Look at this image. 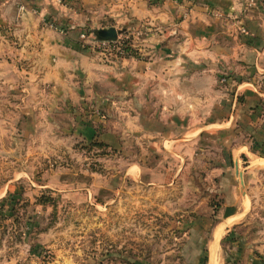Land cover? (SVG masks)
Listing matches in <instances>:
<instances>
[{
	"label": "crops",
	"instance_id": "crops-1",
	"mask_svg": "<svg viewBox=\"0 0 264 264\" xmlns=\"http://www.w3.org/2000/svg\"><path fill=\"white\" fill-rule=\"evenodd\" d=\"M77 7L94 24L146 25L142 57L103 58L78 48L71 32L43 27L75 23ZM17 56L48 88L53 125L118 152L123 177H140L158 151L182 160L212 134L228 190L208 264H264V222L250 224L264 169V0H0V87H13L6 72ZM225 235L230 257L218 263L216 237ZM28 255L24 241L0 244V264H45Z\"/></svg>",
	"mask_w": 264,
	"mask_h": 264
},
{
	"label": "rangeland",
	"instance_id": "rangeland-1",
	"mask_svg": "<svg viewBox=\"0 0 264 264\" xmlns=\"http://www.w3.org/2000/svg\"><path fill=\"white\" fill-rule=\"evenodd\" d=\"M18 7L16 18L26 9ZM86 12L77 7L75 23L45 21L43 27L71 32L78 48L103 58L142 57L137 41L148 33L146 25L94 24ZM96 26L114 27L116 39H98ZM117 47L130 53L119 56ZM13 64L6 72L13 87H0V244L24 241L28 258L45 264H208L228 190L219 182L228 168L217 167L223 154L213 135L190 143L182 160L158 151L140 177H123L118 152L53 125L49 97L42 95L48 88L18 56ZM258 175L263 182L252 190L254 227L264 222V169ZM231 239L216 238L218 263L229 260Z\"/></svg>",
	"mask_w": 264,
	"mask_h": 264
},
{
	"label": "water",
	"instance_id": "water-1",
	"mask_svg": "<svg viewBox=\"0 0 264 264\" xmlns=\"http://www.w3.org/2000/svg\"><path fill=\"white\" fill-rule=\"evenodd\" d=\"M95 35L98 39L114 40L117 37V31L114 29V27L101 28V29L95 30ZM238 174L240 177V182H241V184H243L241 172H238Z\"/></svg>",
	"mask_w": 264,
	"mask_h": 264
},
{
	"label": "built area",
	"instance_id": "built-area-1",
	"mask_svg": "<svg viewBox=\"0 0 264 264\" xmlns=\"http://www.w3.org/2000/svg\"><path fill=\"white\" fill-rule=\"evenodd\" d=\"M248 5H251V2H249ZM24 8H25L24 5H20V6L18 7V10H19V11H23ZM50 26H52V25L50 24ZM81 36L83 37L84 35L81 34ZM113 43H115V41H111V42H110V41H108V42H106V41H102V42H101L102 45H105V44H108V45H109V44H113ZM96 46L98 47L99 45L96 44ZM112 46L115 47V45H112ZM116 49L119 51V56H120V54H121V55H128V54L130 53V49H129V48L123 49V50H121V52H120V48H119V47H117ZM128 49H129V50H128ZM221 79H222V81L225 80V78H221Z\"/></svg>",
	"mask_w": 264,
	"mask_h": 264
},
{
	"label": "trees",
	"instance_id": "trees-1",
	"mask_svg": "<svg viewBox=\"0 0 264 264\" xmlns=\"http://www.w3.org/2000/svg\"><path fill=\"white\" fill-rule=\"evenodd\" d=\"M93 143H95L96 144V146H98V147H103L104 146V144H102V143H99V142H96V141H92ZM264 154V153H263ZM206 258V257H205Z\"/></svg>",
	"mask_w": 264,
	"mask_h": 264
},
{
	"label": "bare ground",
	"instance_id": "bare-ground-1",
	"mask_svg": "<svg viewBox=\"0 0 264 264\" xmlns=\"http://www.w3.org/2000/svg\"><path fill=\"white\" fill-rule=\"evenodd\" d=\"M221 230V229H220ZM220 234V233H219ZM217 238V237H216Z\"/></svg>",
	"mask_w": 264,
	"mask_h": 264
}]
</instances>
